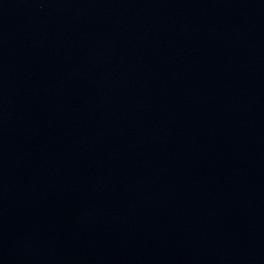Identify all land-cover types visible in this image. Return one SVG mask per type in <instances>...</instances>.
<instances>
[{
    "label": "water",
    "instance_id": "water-1",
    "mask_svg": "<svg viewBox=\"0 0 264 264\" xmlns=\"http://www.w3.org/2000/svg\"><path fill=\"white\" fill-rule=\"evenodd\" d=\"M0 264H264V0H0Z\"/></svg>",
    "mask_w": 264,
    "mask_h": 264
}]
</instances>
